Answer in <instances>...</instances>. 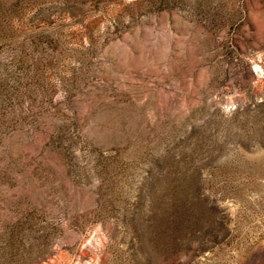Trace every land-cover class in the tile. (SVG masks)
<instances>
[{
  "label": "rangeland",
  "instance_id": "1",
  "mask_svg": "<svg viewBox=\"0 0 264 264\" xmlns=\"http://www.w3.org/2000/svg\"><path fill=\"white\" fill-rule=\"evenodd\" d=\"M0 264H264V0H0Z\"/></svg>",
  "mask_w": 264,
  "mask_h": 264
}]
</instances>
